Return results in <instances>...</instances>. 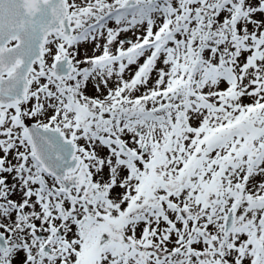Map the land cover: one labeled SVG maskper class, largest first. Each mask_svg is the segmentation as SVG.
Returning a JSON list of instances; mask_svg holds the SVG:
<instances>
[{"label":"snow or ice","instance_id":"6c2138e0","mask_svg":"<svg viewBox=\"0 0 264 264\" xmlns=\"http://www.w3.org/2000/svg\"><path fill=\"white\" fill-rule=\"evenodd\" d=\"M0 264H264V0H0Z\"/></svg>","mask_w":264,"mask_h":264}]
</instances>
